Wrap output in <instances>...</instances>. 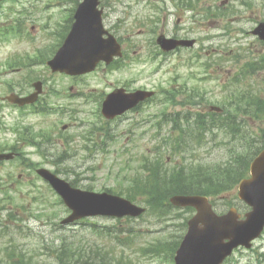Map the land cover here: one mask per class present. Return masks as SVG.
Here are the masks:
<instances>
[{
	"label": "rangeland",
	"instance_id": "rangeland-1",
	"mask_svg": "<svg viewBox=\"0 0 264 264\" xmlns=\"http://www.w3.org/2000/svg\"><path fill=\"white\" fill-rule=\"evenodd\" d=\"M249 1L253 7H246V3L242 4L239 0H230L228 16L209 18L201 29L192 32L193 36L202 38L206 49L202 51L201 59L191 66L187 60L196 51L182 50L150 61L147 44L142 54V58L147 60L142 63L135 61L112 70L101 67L91 74L72 77L52 73L43 59L61 42L71 18L70 12L77 7V1L0 0V96L8 94L16 85V91L31 92L32 79L27 80V77L42 76L47 81L41 102L50 109L45 113L31 108L22 112L1 101L4 114L0 115V127L21 123L32 130L45 131L47 139L42 149L28 148L30 161L34 165L57 170L59 176L78 188L98 192L105 189L125 190L139 162L147 156L154 157L161 134L171 127L166 125L160 131L154 127L156 118L160 117V111L166 105L161 104L160 100L149 102L143 104L139 111H130L122 119L109 122L98 113L99 97H76V94L94 92L100 96L110 91L112 86L122 83L130 88L145 86L157 89L171 87L172 83L182 84L187 80L190 86L205 89L208 101L203 104V111H208L213 104L222 105L227 94L235 88L229 80L237 75L246 61L264 53V44L252 33L258 18L264 17V0ZM102 5L106 8L105 25L123 35L125 30L120 20H124V24L131 27L129 32L137 41V48L143 40L150 39L149 34L154 27H141L140 22L145 24L151 16L159 14L155 13L154 6H167L175 10L173 4L166 0H102ZM161 16L162 20L157 26L161 29L166 26L171 31L176 24L175 18L171 15L166 18L165 14ZM187 25L191 24L187 22ZM140 28L146 29L138 36ZM205 61L211 63L210 75L200 66ZM156 67L161 69L154 71ZM13 68L17 71H13ZM206 75L209 78L203 80ZM262 79L264 71L254 75L252 83L257 85ZM53 90H57L56 93ZM176 110L183 108L169 106V112ZM63 124L69 127L65 130ZM39 140L44 139L41 137ZM221 140V134L209 138L207 145L196 151L195 157L203 162H225L229 158L228 145ZM165 157H169L166 163L168 168L184 160L181 155L171 151H167ZM5 173L0 170V176ZM19 173L32 176L33 193H41L44 201L42 204H30L33 193H30L29 181H22L16 193H0V213L3 214L0 221H5V215L10 211H19V223L9 220L11 223L6 229L11 232L17 226L22 228L9 235L6 233L7 237L0 236V244H5L4 241L11 238L24 248L33 250L37 246L35 257L39 263L46 261V264H61L56 256L64 238L73 242L75 248L85 256L110 251L117 256L123 255V260L131 259L133 264H175L167 257L170 250L167 248L172 246L168 243L182 238L186 227L181 224L191 216L190 211L175 209L167 219L154 214L134 219L123 217L121 220L110 216L90 218L97 225L95 227L88 221L62 225L60 221L69 214V209L60 195L28 167L24 168L18 163L9 174L17 179ZM138 203L146 205L142 199ZM28 204L30 208H25ZM232 205L241 212L247 208L238 199L237 191L233 190L218 197L215 207L222 213ZM38 214L40 217L35 216ZM118 235L123 238H117ZM153 244L162 247L160 254L147 250ZM224 264H264V235L254 242L251 249L236 250Z\"/></svg>",
	"mask_w": 264,
	"mask_h": 264
},
{
	"label": "trees",
	"instance_id": "trees-1",
	"mask_svg": "<svg viewBox=\"0 0 264 264\" xmlns=\"http://www.w3.org/2000/svg\"><path fill=\"white\" fill-rule=\"evenodd\" d=\"M262 70L264 55L246 61L239 68L231 82L236 86L223 100L222 112L193 110L197 103L193 94L195 89L185 84L161 87L153 100L166 105L161 111L160 126L171 123L173 131L163 141L171 145L173 152L184 154L194 151L206 144L207 138L221 134V141L228 145L229 158L225 162L204 164L195 161V157L189 161L183 156L182 164L171 169L164 166V157L146 158L123 194L133 201L142 199L148 206V214L165 219L174 209L169 201L171 195L198 193L217 198L234 190L239 180L246 176L251 160L264 147V79L255 87L241 84ZM171 105L183 110L168 114ZM248 118L254 121V128L248 127ZM185 211H192V208ZM181 225L185 227L186 221ZM179 238L168 243L172 245L167 248L170 249L167 257L171 260L180 243ZM147 250L160 254L162 247L153 244ZM34 252L18 244L0 247V264H38L34 261ZM57 259L61 264H133L131 259L123 260V255L117 256L110 251L85 256L67 238L57 248Z\"/></svg>",
	"mask_w": 264,
	"mask_h": 264
},
{
	"label": "water",
	"instance_id": "water-1",
	"mask_svg": "<svg viewBox=\"0 0 264 264\" xmlns=\"http://www.w3.org/2000/svg\"><path fill=\"white\" fill-rule=\"evenodd\" d=\"M98 4L99 0L80 3L71 32L56 55L48 61L53 71L84 74L92 71L100 60L110 62L114 55L121 54L116 38L103 25ZM257 32L264 39V23L257 28ZM160 42L165 49L176 45L171 39L161 38ZM35 86L37 90L30 96L20 98L15 95L9 99L19 104L34 102L42 91V83L37 82ZM153 95L154 92L148 90L126 93L117 89L105 99L103 114L114 118ZM38 172L51 182L72 209L63 224L89 216H139L146 211L144 207L118 195L75 188L48 169ZM239 197L251 206L244 218L234 207L225 214H218L205 195L177 194L171 197L170 201L175 206H192L197 210L189 220L187 233L176 251V264H222L236 247L250 248L252 241L261 235L264 229V149L251 163V177L240 181Z\"/></svg>",
	"mask_w": 264,
	"mask_h": 264
},
{
	"label": "flooded vegetation",
	"instance_id": "flooded-vegetation-1",
	"mask_svg": "<svg viewBox=\"0 0 264 264\" xmlns=\"http://www.w3.org/2000/svg\"><path fill=\"white\" fill-rule=\"evenodd\" d=\"M170 1L174 7L175 11L170 12L166 9L167 14H174L176 16V24L171 29V31L168 30L166 32V26L162 27V29L157 30L158 35L159 34H166L169 37L173 38H194L196 39V46L193 47H183L180 46L176 50L172 52H178L184 49H193L198 51V54H202V51L206 49V47L203 46V40L202 38L196 37L192 35L193 31H196L198 29H201L202 25L206 21V18L209 14V12L213 15L219 14L222 12L225 13V11H231V8H229L230 0H222L224 2L218 3V0H168ZM240 2L246 3V7H253V3L249 0H239ZM216 3V4H215ZM211 5V8L209 9L208 5ZM129 7V6H128ZM264 21V17H259L256 22ZM187 22H189L191 25H187ZM193 24V25H192ZM254 27L252 28L253 31ZM144 31V30H142ZM142 33V32H140ZM123 48L125 52H129L130 49H133L132 54L135 56L139 53L138 50H136L133 47V44L135 41L133 40L131 34L127 35V37L123 36ZM199 45V46H198ZM141 49L143 47L141 46ZM205 65V64H204ZM3 106L0 105V113H3ZM1 118V116H0ZM123 116L117 117L116 119H122ZM41 137H43L44 140H39ZM47 135L45 131L42 129L37 131L31 129V127H17V126H9V127H0V152H14L16 157L11 160H0V170H4L6 172L2 176H0V193L3 195H9V192H18L19 188L21 186L20 183L22 181H31L32 176H24V173H19L17 179H13L11 174L9 172L10 169H6V167H11L12 169L15 168V166L19 163L20 165H23L24 168H27L32 170V167H30L31 161L30 156L31 153H29L27 150L31 146L35 149H39L42 147L44 141H46ZM52 140V136L50 137ZM36 169V168H35ZM8 172V173H7ZM19 186V187H18Z\"/></svg>",
	"mask_w": 264,
	"mask_h": 264
},
{
	"label": "bare ground",
	"instance_id": "bare-ground-1",
	"mask_svg": "<svg viewBox=\"0 0 264 264\" xmlns=\"http://www.w3.org/2000/svg\"><path fill=\"white\" fill-rule=\"evenodd\" d=\"M135 44H136V43L133 44V47H135ZM99 62H100L101 64H105V63H107V60L102 59V60H100ZM40 82H41L42 84H44V81H43L42 79L40 80ZM1 211H2V210H0V212H1Z\"/></svg>",
	"mask_w": 264,
	"mask_h": 264
}]
</instances>
